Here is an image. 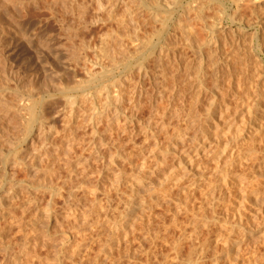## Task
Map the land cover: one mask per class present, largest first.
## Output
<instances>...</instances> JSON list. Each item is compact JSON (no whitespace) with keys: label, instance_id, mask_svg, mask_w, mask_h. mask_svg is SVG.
Returning a JSON list of instances; mask_svg holds the SVG:
<instances>
[{"label":"bare ground","instance_id":"bare-ground-1","mask_svg":"<svg viewBox=\"0 0 264 264\" xmlns=\"http://www.w3.org/2000/svg\"><path fill=\"white\" fill-rule=\"evenodd\" d=\"M225 1L230 2V3H232V5L236 6V9L234 8L235 9L234 12L233 13L231 12L232 14H229L230 10L226 7ZM39 3L43 4L45 10L48 12V14H50V17H52L54 19L60 18V20L57 19V21H55V22H58V20L60 21V23L62 22L61 24H63L65 22L64 23V25L66 26L65 29L68 30L69 33L72 32V34L74 33V31L76 32L80 28H83V27L87 28L90 25H93L94 23H97V22L103 23V24H106L108 22H111V23L113 22L114 26L116 27V28H114V26H113V28L115 30L112 28L111 32L109 30L110 33L108 32V33L102 35L99 39L101 45L104 46V49H102V53L104 55H106L108 61L105 62V61L101 60L99 58L98 54L83 39L79 44L71 43L68 46V48L65 47L66 51H62L61 52L62 55L60 54L61 61H59L60 60L59 57H58L59 60L57 58H55V60H58V65H61L64 68L63 70H65L66 72H68V71L72 72L73 71V73L75 74V72H74V70L76 69L75 67L79 66L82 68L83 78H81L80 80H74L75 83H73V86H71V87L69 85L57 86V85L53 84V82L56 81V79L61 80L62 77L64 76V75L62 76V72H61L62 67L61 68L59 67L60 72L58 70H57V72H51V73H54V75L51 74L53 77L50 76V74H48L50 76V78L47 76L48 77V83H46L45 85L43 84V85H40L39 87L34 86V87L29 88V87H24V86H21V85L15 83L13 86H11L10 81H9V76L12 75V68L9 69V67L7 66V62L9 61V59H8L9 55H12V53L14 54L17 51L24 52L23 62L25 64H28L29 67L32 66L34 63L35 64L37 63V61L35 60V56H33L36 53L34 51H38L39 49H42L43 51H46V54L43 53L45 56L47 55L49 57V55H50V53L48 54V52L46 50V49H48V44H49L48 41H46L47 43H45V41L41 40V37H42V36H40L41 33L39 31H37V29H36V26H38L37 24L40 25V22L37 23L36 25H30V22L28 21L29 19H31L30 17L33 16L30 14L32 12L31 8L35 10V8H37V6L40 5ZM201 3H200V1L198 2V0H188L187 2H183V0H105V2H103V0H0V163H2V164H0V222L1 221H7L8 222L7 225L10 227L21 225L20 223H22V220L20 218H16L14 216L13 210L16 209V205L14 206L15 200L17 199V197H19L21 195L22 192L24 193V190L28 191L30 193L32 192V195L35 193V192L33 193L32 190H35V191L39 190L41 192L49 190V193H50L49 194L50 199H49V201H47L48 203L45 205V207L41 210L42 213L40 215L36 214L37 213L36 210L38 208L40 209V206L35 207V208H37L35 210L36 213L34 212V214H36V215H34L35 218H33L31 220V222H29L28 231L24 233L22 242L17 243L16 241H14V242L7 241V242L3 243L2 245H0V253H3L7 264H18L20 262V260L22 258H25V257L30 258L33 262V260H36L37 257H40L39 254L42 252L41 250H40L41 252L39 251L38 246L40 248L45 249L47 251V255H48V253H50L52 255L51 260H45L42 264H63L65 259L74 260L73 258L76 257V255L80 254V252L83 251L84 249H86L87 250L86 253H88V250L90 249L91 243L89 244V242H88V244L86 245V243H85L86 242L85 241L86 240V233L91 231V229H93V227H92L93 223L92 224H90V223H91V220L96 219L95 217H97L98 219L100 218L99 221L101 223H99V221H98L97 224H105L107 226V231H106L107 235H106L105 239L101 240V241H103L102 242L103 245L101 247V254L104 253L105 255H108L106 253L107 250H112L114 248V245L119 246L120 244L124 243V246H125V244H127V246H128V249L126 250V253H124V254L126 255V257L128 256L129 258H132V257H134V255L132 252L133 249H131V248L133 246L132 244L134 243L133 242L134 240H137V246H136L137 249L136 250H140L142 252H143V250H145L146 243L149 244V247L146 246L147 247V254H148L149 253L148 250H152L151 249L152 245L155 244L157 240L159 241L160 237H162L163 239L166 240V238H164L165 236L163 237L161 235L163 230L169 231L167 228H169L170 226H173V227L175 226L174 228H176L179 225H181V226H182V224L185 225L186 223H183L184 221H182V220L180 221V219H178L180 214L182 215V213L185 214L186 212L187 213L189 211L193 212V210L199 209L198 207L196 209H194L193 206H195L196 203L198 205L201 203V206H199V207L203 206V207H205L204 208L205 210L210 209V212L207 213V211H206L205 213H203L204 216L202 218H200V216H202V214H200L201 212L199 213L198 210H196L198 212V215L200 214V216H198L199 218H197V216H196L197 212L195 213L196 215H194V219L197 218L196 224H193L194 220L193 221L189 220L190 222H187V224L192 222L194 229H192L191 226L188 228H185L186 230L189 228L194 230L193 232H192V230L191 231L187 230V231H188V234H189V231L191 232L190 234H192V235H190V237L188 235L190 240H191V237L195 238V242H194V244H195L198 241L197 240L198 235L200 234V232L202 230L204 232V230L208 227L211 229V227H210L211 225H214L216 223L218 224L220 218L219 219L217 218L219 215L216 217V215H217L216 212H218V209H217L218 205H221L218 203L219 201H217L219 199V196L222 197L221 195H223L224 193L226 194L227 192H229V194H231L232 193V191H230L231 188L234 186L235 187L239 186L238 191L241 190V193H242L241 196L243 197V200L245 201L246 198H248L246 196L251 191L250 192L246 191L247 188L249 187L248 189H250L251 183H253V182L255 183V181L258 182V179L255 177L257 179L256 180L253 177L249 176V173L247 172L248 176L253 179V181L249 180L250 186L248 185V187H247L248 183L245 185L246 181H244V180L248 176L245 175V173H246L245 171H244V173L241 172L244 174L243 177H245L244 180L241 179L242 181L238 180V178H236L238 176H236V177L234 176V174L236 172H238L239 170H241L243 167L241 169L239 168V170L237 169V171L234 170L233 168L235 165H237L238 167H241V166H244V164L248 165V168H249L250 164H248V163L249 162L251 163V161L254 162V160H257V159L260 161V164H259L260 167H261V165L264 166V149L262 150V148L261 149L257 148V145L259 143L260 144L258 146L261 147V143H262L261 141L264 140V137L263 138L261 137L264 135L261 133L262 127L264 124V107L262 108L261 104L264 100L259 101V100H261V98H260L258 100V102L252 103L251 106H250V103H248V105L245 107V109L243 111H245L244 112L245 114L248 113L247 116H249V117L247 119V117L245 118L242 114L241 120H240V121H242L241 122L242 126H240V125L238 126V124L236 123L237 124V128H236V124H234V123L231 124L230 127H233V126L235 127L233 129L234 130L236 129L235 131H236V134H238L237 136H239V133L244 134V137L242 138L243 139L242 143H238L239 141L236 142L237 141L236 139L238 137L233 136V135L231 137H233L234 139L228 138V139L223 141L221 138V135L215 133L216 131L214 132L215 135H211L210 134L211 128H209V129H204V128L205 127L206 128L211 127L212 125L215 124L213 121L216 118L214 116L216 114V110L218 111V109H219L220 113H218V114L220 117L222 116V114H225V112L228 113V111L231 110L230 109V103L231 102L229 103V101L226 100V97H227V95L231 94L232 89H235V88H232V87H234L232 85L236 79V74H234L235 72L233 73L234 67L232 68V65H231L233 63V62H231V56L228 54V52H225L223 50L224 43H222V41H220L218 38V34L220 32L223 33L225 31V28L221 29L222 25L219 26L220 20L222 19V17L224 15L229 14L228 16H231L234 21H237L239 23L245 22L246 21L245 19H247V18L246 17L244 18L245 15L244 16L241 15L240 11L242 9H245V10L250 9L254 13V16L256 18V20H255L256 23H259L260 26H262L263 30H264V0H224V1L222 0V1H220L221 6L219 7V9L217 8L218 9L217 11H215V9H214L215 12H213V14L208 15L207 17L204 15V10L205 9H207V10L212 9L214 6H211V5L206 4V3H205L206 5H204ZM228 6H231V5H228ZM118 7L123 8V10L121 11L122 13L121 12L118 13V11H119ZM231 7H229V8H231ZM89 9L90 10L92 9L93 13H94V15L91 17L92 20L86 19V16H87ZM192 11L196 12V15H194L195 20L201 22L199 30H197V31H196V28L194 27V24L191 22V20H193V19H191L189 17V14L192 13ZM29 14L31 16H29ZM58 15H60V16L57 17ZM67 15L68 16L71 15V20L65 21L64 17H66ZM27 17L29 18L28 20H27ZM52 18H50V19H52ZM223 19H224V17H223ZM248 19H247V21H248ZM139 20H140V22H139ZM150 20L153 21L152 22L153 23L152 24L153 25L152 34L154 35V42L151 41V38H147V39L143 40V39H140V37H139V30H140V28H142V26H143L142 24L146 25L145 23L150 21ZM31 23H33V22L31 21ZM149 23H151V22H149ZM34 24H35V22H34ZM247 24H248V22H247ZM39 29L42 30V28H38V30ZM219 29H221V31L218 33ZM202 30L205 31L207 33V35L204 39H199L197 35H199V32ZM42 33H43V31H42ZM224 34H226V31ZM73 35H75V33ZM69 36L71 37V35H69ZM181 36H185L186 42L180 41L179 38ZM49 42H50V40H49ZM239 43H240V41H239L238 37H236L234 39V41L232 42L233 45L238 44V46H239ZM250 43L252 44V41ZM262 43H263V47H264V32L262 35ZM49 45H51V43ZM250 46L251 47H250L249 52L251 53V51L253 49V45H250ZM50 47H51V49L54 48L52 45ZM204 47H206L208 49V51L210 52L212 62H211V67L209 66L210 68L209 67L208 68H209L210 73H211L210 76L213 77V81L215 80L216 83L212 84L215 86H214V88H212L213 86L211 87L213 89V90L210 89V91H211L210 96L211 97L210 98L208 97L209 99L207 100V102L205 104L204 109L206 112L205 113L206 114V121L204 119V122H206V123L204 124L203 118H202L203 116H202L201 122H203V123H201L200 127H201V129L202 128L203 129L201 130L199 128L200 122H198L200 120H198L196 122V120L198 119L197 116H199V115H197L198 114V111H197L198 108L195 106L192 107V104H193V102H194V105L198 104L200 102V100H202L200 98H203V95L205 94L204 91L208 90V88L206 87L207 85H205V79H206L205 76L208 72L204 73V71L206 70L204 68H206L207 65L204 66L205 61L202 57V53H203L202 51H203ZM187 51L188 52L191 51V53H193V55H192L193 58L192 57L190 58L189 54H191V53L188 54ZM49 52H52V51H49ZM38 53H39V51H38ZM91 53L92 54L94 53L96 58L92 57ZM43 54H42V56H43ZM54 54H53V56L56 57ZM187 54L189 57L187 56ZM38 55L40 56V53ZM47 56H46V58H44V60L48 59V61H49V58H52L51 57L52 55L49 58ZM36 58H37V54H36ZM38 58H39L38 60L41 59L40 57H38ZM193 60H195V61L198 60V61H196L197 63L195 62V65L196 64L197 65L196 66L194 65L196 67V68H194V71L196 69L195 74L197 75L196 85H195L194 80H193L194 83L189 82L190 78L193 75L192 74L190 76V74H189V71L192 70L190 67L192 66V64H194V63H192ZM256 60L257 59L254 58L253 62H252V56L250 54H248L247 56L246 55L241 56V59H240L238 65L241 66L240 69L242 72L247 73L250 71L252 64H253L252 66H255V67L259 66V64L257 66L258 62L256 63L255 62ZM59 62H62V63L59 64ZM207 64H208V62H207ZM49 69H51V67ZM221 69L224 71H226V69L228 70V73L226 72L227 74H225V76L227 75L226 77H228L227 80H229V83H228L229 86H227V88L224 90V92L222 91V89H220V87L217 84V82H220V83L224 82V81H220V79H222L224 77V76L222 77V74L225 73V72L221 73L220 72ZM235 69H236V67H235ZM262 70L263 69H260V71H261L259 74L260 77H263ZM206 71H208V70H206ZM183 74L185 75V77ZM208 74H207V76H208ZM51 78H53V79H51ZM146 81L149 82L148 83L149 85L148 84L147 85L150 86V89H151L149 91L150 92L149 96L147 93L148 90H147V86H146ZM191 81H192V79H191ZM87 83H90L89 88H86ZM91 88H93V89L87 91V89H91ZM220 90L223 92V93L221 92L222 93L221 96L219 95L221 93H218V92H220ZM73 91H75V92H73ZM233 91L235 93V90H233ZM60 94L63 95V97H62L63 99L61 97L58 98V96H60ZM145 94L147 95V97H148L147 101L149 102V105H146V102H145V105L147 107H150L148 117L145 115L146 118L140 117V114H139V113H141V111L143 110V108L145 106L143 104L144 101L147 99V97H145V100H143L144 99L143 97L145 96ZM188 95H189V98L191 97L194 100L192 102V104H190V103L187 104L188 100H186V99L188 98ZM236 95H238V94H236ZM205 96L206 95H204V97ZM231 97L233 98L234 95ZM57 98L61 99V101H64V105H62V107H60L61 104L59 106L58 102L57 103H58L59 107H57V103H56ZM229 98H230V96H229ZM249 99H251V98L249 97L248 100ZM57 101H59V100H57ZM251 101H253V99H251ZM188 102H190V101H188ZM204 102H205V100H204ZM226 102H228V103H226ZM187 105H189V106H187ZM253 105H256V106H253ZM249 106H250V108H249ZM255 108H256V110H253ZM236 109L238 110L237 107H236ZM237 110H236V112H237ZM234 111H233V113H234ZM224 116H226V115H224ZM218 119H215V121ZM225 120H227V119H225ZM210 121H212V122H210ZM11 123L17 124L16 127L19 128L20 133L17 136H15L14 134L11 133V125H10ZM58 123H60V126L57 125ZM194 123H199V124H197V126L200 129V132L196 133V134L194 133L192 136L191 134H189L190 133L189 129L191 127L193 129ZM102 124L105 125L106 132H109V136L108 137L106 136L108 139H106L105 134L103 135V131H102V133H100V134H102L101 136L98 135L99 134V126L100 125L102 126ZM203 125H204V127H203ZM136 126H138L139 129H137L138 127H136ZM215 126L216 125H214V127ZM82 128H87L90 130V137H89L90 139L87 140V142H88L87 148H90L89 149L90 152L88 153L89 155H87V156L85 155V157L83 155H80L78 157L75 156L76 161L71 162V159L73 160V158H71L72 155H75V153H76L77 143L79 145H81L78 142V140H80L79 139L80 137L77 136V133H78L77 131L82 129ZM132 129H134V130L137 129V132L139 131L140 134H141V132H143L145 134L144 136L147 135L146 138H144V136L142 135L146 141H147V138H149V139L151 138V140L153 139V142L150 140L153 143V145H151V147L153 146V148L152 149L148 148L149 150L147 149L149 152H151L152 155H154V152H153L154 150L155 151L159 150V149L163 150L164 148L166 150L170 151V149L177 150L180 146L184 147V149L186 146H188V149H189V151H186V150H183L182 148H180L181 151L182 150L183 151L181 152L179 150L180 153H178V155H180V156L176 160V163H174L173 166H170V167L163 168L164 164L162 165L161 160H160V156H161L160 153L162 151H160V150H159L160 152L158 154L156 152L155 156H152L153 162H152V160L149 159L150 156L148 153H147L148 155H146L143 158V160H141L140 163H137L136 160H135L136 162L132 161V165H133L134 169L132 168L129 170H130V172H131V170L132 171L134 170V172H131L132 175L128 176L129 178L127 177V182H126L127 185H125V186H127L128 189L132 192V193L130 192L131 196H132L134 194L136 195V193L138 194V191L140 190L138 187H140L139 186L140 184L141 185L148 184L147 190H149L148 191L149 193H147V195H150V198L154 200V203L153 204L150 203L151 205H149V206L147 204H145L147 206L144 205L145 207H143L140 205L139 201L137 203L136 200H135L136 202H134L132 199H128V201L125 202V205L123 204L124 205L123 210L120 209L121 211L117 215H115L114 218H112V214L110 216V213L108 211H106L105 209H102V208H101L102 209L101 211H103V213L100 214L101 212L99 213L100 209L98 208L99 210L97 212L99 214L96 215L95 217H93L92 213H93L94 208L92 206L90 207L91 209H89V208L87 209L86 207H83L86 209H83V210H80L79 212H77L78 211L77 209H79L80 207L79 208L76 207V210H77L76 211L75 209L71 208V207L75 208L74 204H73L74 206L66 208V206H64L65 205V203H64L63 207H65L64 209H67V210L65 212V215L63 214L64 216L62 215V217H59V216H57V213H59V211L57 212V209L55 210V208H56L55 204H57L55 202L58 200L56 197H60L59 198L60 200L63 199L62 197H64V195L61 196L63 188H64L63 182H65L64 180H66L68 178H66V177H65L66 179L63 178L64 180H63V182H61L62 186L59 182H58L59 185H57V182H55L56 183V186H55V185H52L51 182H50V184L49 183L45 184V181L47 180L48 176H46L47 178L44 176L46 179L44 178L45 181L43 184H41L39 182L40 180L35 181L31 177H29V179H25V180H21V179L18 180V179H16V177H14L13 174L10 175V173H9L10 169L17 167L19 165H23L28 169L29 173L33 174V176L40 174V173L43 174L42 172H44V173L47 172L49 165L51 166V167L49 166L51 169L53 168V166L61 165L62 164L61 162H63L61 160H63V158H64L65 160L69 161L66 163L68 165V167L66 169L69 168L68 170H70L69 171L70 174H68L69 176H67V177H69V179H68V181H69L70 178L74 177V172H76V170L79 168H81V172L83 173V175L81 173L82 176H84L86 173H88L89 170L85 164L86 163L90 164L89 161L92 160L91 156H93V155H95V157L99 160V162H101L105 165V168L112 170V169H114L113 168L114 166L116 167V162H119V160L118 161L116 160L119 156L121 158H126L127 156L129 157V154L125 157H122L123 153L125 154V152H122L123 151L122 149H124V147H126V146L123 147V145H122L123 148L121 146H119V145H121V143L119 142L121 139L120 140H118V139L121 138V136L120 137H118V136L121 134L124 135V133L125 134L127 133V134H129V137H128L129 139L133 138V135L131 133H133L134 130L129 133V130H132ZM195 129H196V127H194L193 130L195 132H197L198 130L197 129L195 130ZM193 130H192V132H194ZM112 132H114L116 134V136L118 135L117 136L118 139L116 138V141L118 140L119 144L115 141V139H113L112 134L114 136H115V134ZM139 132H138V135H140ZM233 133H235V132H232V134ZM162 134H164L166 140H168V142H164L165 144H167V146L165 145L166 147H164V148H163V146L161 147V145H160L161 142L159 141V138H161V137H159V135L162 136ZM236 134H234V135H236ZM134 136H135V134H134ZM256 136H260V138H261V140L259 139L260 141L258 140L259 141L258 144L256 143V140L258 137L255 140ZM126 140H128V139H126ZM160 140L163 141L162 139H160ZM128 141H130V140H128ZM135 141H132V142H135ZM164 141H165V139H164ZM142 142H143L142 145H145L147 143L146 142L144 144V142H145L144 140ZM151 142H150V144H151ZM187 142H190V143L187 145ZM83 143L84 142H82V144ZM263 143H264V141H263ZM185 144H186V146H184ZM22 145H26L27 148H25L23 151H21L19 153L18 148H19V146H22ZM136 145H137V143H136ZM142 145H141V147H143ZM147 145L149 147V142ZM130 146H131V144H130ZM171 146H173V148ZM80 147H84V145L80 146ZM141 147H139V148L142 149ZM146 148H144V149H146ZM263 148H264V146H263ZM83 149L85 150V148H83ZM82 151L83 150H81V152ZM131 151H129V152H131ZM80 154H82V153H80ZM76 155H77V153H76ZM141 155H143V154H141ZM141 155H138V156H141ZM144 155H145V153H144ZM175 156H176V154H175ZM134 159H136V158L134 157ZM161 159H163V158H161ZM9 160H12V162H10ZM131 160H132V158H131ZM131 160L127 159V162L128 161L130 162ZM148 160H150L153 164L148 165V163H150V161H148ZM122 161H124V160H122ZM138 161H139V159H138ZM257 161H256V163H257ZM42 163L47 166L46 167L44 165L46 167V169L42 167L43 166ZM251 164L253 165L254 163H251ZM40 165H42V166L40 167ZM63 165H61L59 167L56 166V167L60 168ZM161 165H162V168L160 167ZM64 166H66V165H64ZM89 166H91V165H89ZM159 167H160V169H159ZM120 168H121V166H120ZM124 168L122 166L121 169H124ZM244 168H246V167L244 166ZM250 168H251V165H250ZM117 169H118L117 171L115 170L116 172L113 171L114 176L112 175V173H111V175L109 173V175L111 177H113L109 187H113L114 189L118 188V186L120 187V185H119L120 180L123 177L122 172L124 174V171H126V169H124V171H122L121 169H119V167ZM260 169H261V171L263 170L262 168H260ZM260 169L257 170L259 174L261 173ZM207 170H210L213 172L214 176L213 175L212 176L214 179L211 180V178H212L211 177L210 180H207V182H206L207 184L204 185V193H202V191H201V193L203 194V196H202L203 199L198 198L197 200L200 199V201L197 202L196 201L197 197H195L197 195L195 194V192H198V191H196V188L200 187L199 186L200 183H202L201 184L202 187H200V188H203L202 180H204L205 178L208 179L207 177H209L208 174L210 171L207 172L208 173L207 174L206 173ZM244 170H247V169H244ZM49 171H50V169H49ZM108 172H111V171L108 170ZM90 173H89V175H90ZM125 173L127 174V172H125ZM154 174H156L157 176L155 177ZM50 175L52 176L53 174L51 173ZM98 175H99V173H98ZM100 175H101V172H100ZM250 175H252V174L250 173ZM253 175H255V174L253 173ZM1 176L3 177V180L6 179L7 183L9 182V184H8L9 186L6 184H5V186L1 185V179H2ZM51 176H49L48 180L50 179ZM106 176H108V175H106ZM152 176L155 178H153ZM240 176L242 178V174ZM257 176L264 178V175L261 176V175L257 174ZM103 178H105V176H103ZM247 179H249V178H247ZM124 180H125V178H124ZM187 180H188V183L189 182H191V183L189 185H186V186L182 185V187H181L180 185L184 181L187 182ZM262 180H261V182L264 183V181H262ZM51 181L53 182V180H51ZM71 181H73V180H70L69 182H71ZM83 181H84V179H83ZM83 181L82 182L79 181L81 183L76 184L75 187L77 188V190H78V188L84 189L85 187H87L86 188V190H87V189H89L88 186L89 187L91 186L88 184H87V186H85L86 183L85 182L83 183ZM147 181H149V182H147ZM186 182H184V184ZM259 182H258V187L256 186V188H258V189H259V184H260ZM240 183H244V184L241 185ZM65 184H66V182H65ZM121 184H122V182H121ZM67 186H65V187H67ZM70 186H71V183H70ZM70 186H68L69 187L68 189H70V190L67 189L68 192H66L67 196L64 197L66 204H68V205L70 204L69 201L72 199L71 196H75V195H73V192L75 194V191L73 190V192H72V187L74 185H72L71 188H70ZM253 186L254 187H252V189H253V192H255L254 191L255 184ZM96 187L91 186L92 192L90 195L92 197H94L97 194V193L94 194V196L92 195V193L97 191V189H95ZM174 187L175 188L181 187L180 189L178 188L179 191L177 193L175 192L176 195L179 192H181V194L179 193L180 195L178 194L179 196L177 195V197L171 196L173 194V191L171 194V190ZM100 188L102 189V187H100ZM83 189H82V191H83ZM258 189H255V190H257V192H258ZM93 190H96V191H93ZM173 190H176V189H173ZM87 191L90 192L89 190H87ZM87 191H85V192L87 193ZM235 191L236 190L234 189L233 192H235ZM105 192H106V190H105ZM108 192H111V191H108ZM247 192H249V193H247ZM253 192H251V193H253ZM238 193H240V192H238ZM28 194L29 193H26L25 198H27ZM37 194H36V198H37ZM40 194L42 195V193H40ZM40 194H38V195H40ZM33 196H31V197H33ZM42 196H46V195H42ZM126 196H127V194H126ZM253 196H254V194H253ZM20 197H24V195L23 196L21 195ZM242 197H241V199H242ZM25 198H22L21 200H23ZM34 198H35V196H34ZM55 198L57 199L56 201H55ZM97 198L98 197H96L95 199L97 200ZM29 199H30V197H29ZM31 199H33V198H31ZM41 199H43V198H41ZM249 199H250V197H249ZM221 200H223V199H220V201ZM243 200H242V202H243ZM261 200H263V202H264V196H263V199H261ZM27 201H29V200L27 199ZM119 201H120V199H119ZM164 201L166 203H168V206L167 205H166L167 207L165 206L164 212H157L155 210L154 206L160 208V206L164 205L163 204ZM250 201H252V200L250 199ZM34 202H35L34 200L31 201L30 202L31 205H30V203H29V205L32 206V203H34ZM58 202H60V201L58 200ZM62 202H64V201H62ZM71 202L74 203L75 201L73 202L71 200ZM93 202H90V204L92 205ZM105 202L107 203V201H105ZM221 202H224V201H221ZM234 202H235V200H234ZM255 202H252V203L257 204V206H258L257 201H255ZM15 203H17V202H15ZM18 203H17V205L19 206L20 203L19 204ZM24 203L26 205V202H24ZM76 203H77V201H76ZM240 203H241V201H240ZM39 204H41V203H39ZM90 204H89V206H90ZM25 205H23V204L21 205L23 212L27 211L28 204H27V206H25ZM244 205H245V203H244ZM89 206H87V207H89ZM243 206H242V204H239V203H238V206H236V204H235V206L234 205L231 206V208H232V210L230 209L231 212L228 211V213H227V211H226V215H225L224 219L222 221L220 220V223H219L220 225H217V227L219 226L223 230L225 228L226 231L231 229V230H229L230 234H231L232 230H234V232H235V230L238 231L239 229L237 230V227L238 228L241 227L240 228V229H242L241 231H244L243 227L245 228L247 225L244 226L243 224L245 222L243 221V223H242V220L245 218V216H244L245 214L246 215H249V214L244 213V210L246 209L248 211V208H246V205H245V208H243ZM162 207H164V206H162ZM261 207H262V209L264 208L263 206H261ZM28 208H29V206H28ZM191 208H192V210H190ZM225 208L226 207L224 206V209ZM80 209H82V208H80ZM138 209H140V211H138ZM204 209H201V211L204 212L203 211ZM221 209L223 210L222 207H221ZM227 209H228V205H227ZM259 209H257V210L253 209V210L258 212ZM136 211L138 213H136ZM167 211L171 212L169 214V217L171 219L169 225H168L167 221L165 224V221L163 219L165 217V214L168 213ZM38 212H40V211L38 210ZM62 212H63V209H62ZM94 212H96V211H94ZM113 212H114V210H113ZM192 212L190 214H192ZM211 212H212V215H209ZM249 213H251V212H249ZM207 214H208V216H206ZM192 215H191V218H192ZM166 216H168V215H166ZM195 216H196V218H195ZM249 216H251V214ZM255 216L257 217V215H255ZM42 219H45V223L48 227L51 225H52V227L54 226L53 228H55V231H56L57 235L59 236L58 239L56 237V239H57L56 244L54 242V245H52V244H50L52 241L50 243L44 241L47 238L46 236H45L46 238L44 237V239H42L43 241L40 239L41 242H44V243H40L39 240L37 239V229H36L37 227H36V225H37L38 220H42ZM98 219H96V220H98ZM165 219H167V218L165 217ZM178 220L182 224L177 222ZM247 221L248 220H246V222ZM227 223H229V224L226 225ZM260 223H258V225ZM94 224H93V226H94ZM177 224H179V225H177ZM263 224H264V221H263ZM48 227L46 228V231L48 230ZM182 227L184 228V226H182ZM3 228H4V226L1 227V225H0V240L1 241H3V239H4L3 238L4 236L3 235H2L3 237L1 236V234H3ZM178 228L180 229L181 227H178ZM183 228H181V230L185 231V229H183ZM202 228H205V229H202ZM213 228H214V226H213ZM227 228H229V229H227ZM138 229H139V231H142L143 234H141V232H140V234L138 233V235H137L136 232L138 231ZM208 229H206V230H208ZM221 229H220V232L218 231L219 228L217 229V231L219 232V235H218V237L215 236L217 238V239H214L215 245H213L214 241H211L212 239L208 236L209 240L212 242L211 243L212 245H209L210 242L207 239L208 241L203 242V244L201 243V245L199 247V244H200L199 242L201 239L198 238L199 239L198 247L200 249L199 252H201L202 255H204L203 253L207 252V250H206L207 245H208V248H209V246H212V248H213V246L215 247L217 244H220V243L221 244L223 243V245L226 244L225 241L227 239L223 237V234L221 233ZM246 229H247V227H246ZM176 230H178V229L176 228ZM184 231H182V232L184 233ZM50 232H51V230H50ZM163 232H165L164 234H166V231H163ZM179 232H180V235L182 236L181 231H179ZM239 232H240V230H239ZM89 233H92V232H89ZM207 233H212V232L211 231L209 232V230H208ZM224 233L225 234L227 233V235L229 237H231L233 234L232 233L230 236L228 234V232L224 231ZM100 234L102 235V233H100ZM90 235H92V234H90ZM185 235H186V233H185ZM227 235L225 237H227ZM233 236H232V238H233ZM240 236H243V234ZM185 237H187V236H185ZM199 237H201V236L199 235ZM235 237H237V236H235ZM243 237H246V235ZM206 238L204 240H206ZM240 238H242V237H240ZM168 239H170V238H168ZM231 239H229L227 241L230 242ZM172 240L170 241V243H168L169 240L166 241L165 243H166V245L168 244L169 247L171 248L170 250L174 252V256H172L173 253L171 252L172 253L171 254V256H172L171 260H173V262L178 260V263L179 262L182 263V262L187 261L188 264H204V262H203L204 260L202 261V259L204 257L201 254H200V256H202L203 258H199L197 256L198 258L196 257L197 259H194L195 256L193 255V258H192V256L190 255V257L188 256L187 260L184 259L182 256L183 254L181 255V251H180V244L184 240H181L179 238V240L177 239L179 242L178 241L176 242V240L175 241L173 240L174 243L172 242ZM186 240H187V238H186ZM204 240H201V241H204ZM234 240H237V239L234 238ZM234 240L232 242H234ZM193 241L191 240V242H193ZM216 242H217V244H216ZM186 243H189V242H186ZM170 244H171V246H170ZM194 244H192V245H194ZM184 245H186V244H184ZM223 245L221 247H224ZM236 245L238 246V244H236ZM157 246L158 245H156V248H157ZM226 246H228V245H226ZM165 248H166V246H165ZM237 248H240V247L238 246ZM237 248H236V250H237ZM241 248H242V246H241ZM162 249H163V247H162ZM213 249H211V250H213ZM230 249H232V248H230ZM153 250H155V249L153 248ZM124 251H125V249H124ZM192 251H190V252H192ZM228 251L229 252L231 251V253H234V252H232L233 250H228ZM239 251H240V249H239ZM83 253H84V251H83ZM222 253H223V251H222ZM227 253L228 252H226L225 256L229 257V256H227ZM109 254H111V252ZM143 254H145V253H143ZM168 254H170V253L166 254L167 257H168ZM193 254H195V253H193ZM236 254L231 255V256H233V257L238 256L237 251H236ZM24 255H26V256L23 257ZM215 255H218V254L215 253ZM221 255H223V254H221ZM164 256H165V254H164ZM135 257H136V255H135ZM167 257H164V258L167 260L168 259ZM222 257L216 256V258H219V259H216L215 257H213V258L216 260H220V258H222ZM117 258H119V257H117ZM229 258H228V260H229ZM3 260H4V258H3ZM3 260H1L0 263ZM106 260H108V259H106ZM146 260H148V259H146ZM154 260H155V258H154ZM212 261H213V259H212ZM173 262H171V263L173 264ZM217 262L218 261L214 260L211 264H216ZM242 264H244V263H242Z\"/></svg>","mask_w":264,"mask_h":264},{"label":"rangeland","instance_id":"rangeland-1","mask_svg":"<svg viewBox=\"0 0 264 264\" xmlns=\"http://www.w3.org/2000/svg\"><path fill=\"white\" fill-rule=\"evenodd\" d=\"M188 1V0H187ZM186 0H183V2H187ZM200 1V3L201 4H204V5H206V4H209V5H211V6H214L212 9H205L204 10V15L207 17L208 15H210V14H213V12H215V11H217L218 9H219V7L221 6L220 4L222 3H220V1H222V0H198V2ZM224 1V0H223ZM103 2H105V0H103ZM206 3V4H205ZM211 3V4H210ZM40 5H38L37 6V8H35V10L34 9H32L31 8V15H33L32 17H30L31 19H29L28 17H27V20L30 22V25H36L37 23H39L40 22V25L39 24H37L38 26H36V29H37V31H39L40 33V36H42L41 37V40H43V41H45V43H47L46 41H48V43L50 44L51 43V45L54 47V48H52L51 49V45H49L48 44V49H46L47 50V52H48V54L50 53V55H49V57L51 56L52 58H49L47 55V57L49 58V61H48V59H45L44 60V58H46V56L44 55V54H46V51H43L42 49H39L38 51H39V53H40V56L38 55L39 53H38V51H34V52H36L33 56H35V60L37 61V63L35 64H33L32 66H28V64H25L24 62H23V58H24V52H22V51H17V52H15L14 54L12 53V55H9V61L7 62V66L9 67V69H11L12 68V75H10L9 76V81H10V84H11V86H13L15 83L16 84H19V85H21V86H24V87H39L40 85H45L46 83H48V77L50 78V76H52V75H54V73H51V72H57V70L60 72V68L62 67L61 65H58V60L60 59V54L62 55V51H66V48H68V46L71 44V43H75V44H79L83 39L85 40V42L90 46V47H92V49L98 54V56H99V58L101 59V60H103V61H108L107 60V57H106V55H104L103 53H102V49H104V46L103 45H101V43H100V41H99V39H100V37L102 36V35H104V34H106V33H108L109 32V30H110V32H111V29L113 28V26H114V23L112 22H108V23H106V24H103V23H99V22H97V23H94L93 25H90L89 27H87V28H85V27H83V28H80L78 31H74V33H75V35H73L72 34V32H68V30H66L65 28H66V26L64 25V23L63 24H61L60 23V18H57V19H59L58 20V22H55V21H57V19H54V18H52V17H50V14H48V12L45 10V8H44V6H43V4H41V3H39ZM219 4V5H218ZM225 4H226V7L230 10V12H229V14H232L233 12H234V10L236 9V6L235 5H232V3H230V2H227V1H225ZM228 5H231V6H228ZM36 7V6H35ZM229 7H231V8H229ZM34 8V7H33ZM121 8V9H120ZM118 7V9H119V11H118V13H120L122 10H123V8L122 7ZM218 8V9H217ZM235 8V9H234ZM117 9V10H118ZM214 9H215V11H214ZM35 13H34V12ZM195 11H192V13H190L189 14V17L191 18V19H193V20H191V22L194 24V27L196 28V31L197 30H199V27H200V25H201V22L200 21H197V20H195V18H194V15H196V12L194 13ZM232 12V13H231ZM34 13V14H33ZM122 13V12H121ZM29 14V16H31ZM229 14H227V15H224L223 17H224V19H223V17H222V19L220 20V24H219V26H221V29L222 28H225V31H226V34H224L225 33V31L222 33V32H220L221 31V29H219V31H218V38H219V40L220 41H222V43H224V45H223V50L225 51V52H228V54L231 56V62H233L231 65H232V68H233V73L234 74H236V79H235V81L233 82V85L232 86H234V87H232V88H235V89H232V91H231V94L230 95H227V97H226V100H228L229 101V103H230V111H228V113H226L225 112V114H222V116L224 117H220L219 116V114L218 113H220L219 112V109H218V111L216 110V114L214 115L216 118L215 119H218V120H216L215 121V119H214V125H216L215 127H214V125H212L211 127H205L204 129H209V128H211L210 129V131H211V135H215V133L216 134H220L221 135V138H222V140L224 141V140H226V139H228V138H230V139H234L233 137H231L232 135L233 136H237L238 134H236V129L234 130L233 128H235L234 126L233 127H230L231 126V124H238V126L240 125V126H242V121H240L241 120V116H242V114H243V116L246 118L247 117V119H248V117L249 116H247L248 115V113H244L245 111H243L244 109H245V107L248 105V103H250V106H251V104L252 103H255V102H258V100L261 98V100H259V101H262V100H264V47H263V43H262V35H263V32H264V30H263V27L262 26H260V24L259 23H256V18H255V16H254V13L252 12V10H245V9H242L241 11H240V14L241 15H245L244 16V18L246 17L247 19H248V21H247V19H245L246 21L245 22H242V23H239V22H237V21H234L233 19H232V17L231 16H228ZM94 15V13H93V10L91 9H89V11H88V13H87V16H86V19L87 20H92V16ZM60 15H58L57 17H59ZM48 17V18H47ZM67 17V18H66ZM66 17H64V19H65V21H67V20H71V15L70 16H66ZM50 18H52V19H50ZM70 18V19H69ZM33 19V20H32ZM252 19V20H251ZM33 22V23H31V21ZM37 21V22H36ZM34 22H35V24H34ZM89 22V21H88ZM139 22H140V20H139ZM149 22H151V23H149ZM153 21H148V22H146L145 24L146 25H144V24H142L143 26H142V28H140V30H139V37H140V39H143V40H145V39H147V38H151V41L152 42H154V35L152 34V30H153V23H152ZM247 22H248V24H247ZM60 23V24H59ZM142 23V22H141ZM149 23V24H148ZM251 23V24H250ZM102 24V25H101ZM111 24V25H110ZM63 25V26H62ZM41 26V27H40ZM112 26V27H111ZM42 28V30H38V28ZM114 28H116L115 26H114ZM113 28V29H114ZM115 30V29H114ZM229 30V31H228ZM259 30V31H258ZM262 30V31H261ZM42 31H43V33H42ZM70 31V30H69ZM72 31V30H71ZM256 31V32H255ZM109 32V33H110ZM69 35H71V37L69 36ZM206 35H207V33L205 32V31H200L199 32V35H197L198 36V38L199 39H204L205 37H206ZM74 36V37H73ZM44 37V38H43ZM236 37H238V39H239V41H240V43H239V46H238V44H235V45H233L232 44V42L234 41V39L236 38ZM43 38V39H42ZM46 39V40H45ZM180 41L181 42H186L185 41V36H181L180 38ZM49 40H50V42H49ZM252 41V44L250 43ZM250 45H253V49H252V51H251V53L249 52V50H250ZM66 47V48H65ZM151 48V47H150ZM54 49V50H53ZM42 50V51H41ZM49 51H52V52H49ZM54 51V52H53ZM59 54H57V53ZM188 52V51H187ZM203 53H202V57H203V59H204V61H205V65L204 66H206V68H204V69H206V70H208V71H204V73H206V72H208L207 74H208V76H207V74H206V76H205V85H207L206 87L208 88V90L207 91H204V95H206L205 97H204V95H203V98H200V99H202V100H200V102L198 103V104H195L194 105V100L190 97L189 98V95H188V98L186 99V100H188V101H190V102H188L187 101V104L188 103H190V104H192V102H193V104H192V107L193 106H195V107H197L196 109H197V111H198V114L197 115H199V116H197V120H196V122L198 121V120H200V121H198V122H200V125H199V128L201 129V123H203L204 122V119H205V121H206V112H205V104H206V102H207V100L211 97L210 95V93H211V91H210V89L211 90H213L212 88H214V86L215 85H212L213 83H216L215 82V80L213 81V77L212 76H210V70H209V68L211 67V62H212V59H211V56H210V52L208 51V49L206 48V47H204V49H203V51H202ZM44 53V54H43ZM56 56V57H54L53 56V54ZM189 53H191V51H189L188 52V54ZM36 54H37V58H36ZM42 54H43V56H42ZM188 54H187V56H188ZM248 54H250L251 56H252V62H253V59L254 58H256L257 60L255 61L256 63H257V66H258V64H259V68L260 69H263L262 70V75H263V77H260V69L258 68V67H255V66H252L251 65V68H250V71L249 72H247V73H244V72H242L241 71V66L240 65H238V63H239V61H240V59H241V56H247ZM91 55H92V57H94V58H96V56L94 55V53L92 54L91 53ZM192 55H193V53H191V54H189V56H190V58L192 57ZM188 56V57H189ZM38 57H40L41 59L40 60H38L39 58ZM54 57V58H53ZM58 57H59V59H58ZM55 58H57L58 60H55ZM193 58V57H192ZM54 59V60H53ZM51 61V62H50ZM59 61H61V59L59 60ZM196 61H198V60H196ZM195 60H193V62L192 63H194V64H192V66L190 67L192 70H190L189 71V74H190V76L192 75V77L190 78V80H189V82L190 83H194V81H195V85H196V83H197V75L195 74L196 73V69H195V71H194V68H196L195 66L197 65H195V62H196ZM207 62H208V64H207ZM62 62H59V64H61ZM197 63V62H196ZM51 65V66H50ZM195 65V66H194ZM194 66V67H193ZM210 66V67H209ZM51 67V69H49ZM60 67V68H59ZM209 67V68H208ZM235 67H236V69H235ZM56 70H54V69ZM76 69L74 70V72H75V74L73 73V71L71 72H66L65 70H63L64 68L62 67L61 69L63 70H61V72H62V79L61 80H59V79H56V81H54L53 82V84L54 85H57V86H65V85H69L70 87L71 86H73V83H75L74 82V80H80L81 78H83V73H82V68L81 67H75ZM256 68V69H255ZM259 70H258V69ZM78 69V70H77ZM235 69V70H234ZM252 69V70H251ZM255 69V70H254ZM50 70V71H49ZM52 70V71H51ZM77 72V73H76ZM220 72L222 73V72H225V73H223L222 74V79H220V81H224V82H217V84H218V86L220 87V89H222V91L224 92V90L227 88V86H229V80H227V78L228 77H226L225 76V74H227L228 73V70L226 69V71H224V70H220ZM227 72V73H226ZM238 72V73H237ZM65 73V74H64ZM48 74H50V76L48 75ZM52 74V75H51ZM77 74V75H76ZM184 75V74H183ZM48 76V77H47ZM189 76V77H190ZM53 77V76H52ZM184 77H185V75H184ZM183 77V78H184ZM56 78V77H55ZM51 79H53V78H51ZM191 79H192V81H191ZM194 80V81H193ZM213 81V82H212ZM149 82L148 81H146V86H147V90H148V96H149V91L151 90L150 89V86H148L149 84H148ZM227 83V84H226ZM148 84V85H147ZM220 84V85H219ZM194 85V86H195ZM225 85V86H224ZM213 86V87H212ZM222 86V87H221ZM224 86V87H223ZM90 87V83H87L86 84V88H89ZM212 87V88H211ZM218 87V88H219ZM149 88V89H148ZM93 88H91V89H87V91H89V90H92ZM219 90V89H218ZM233 90H235V93H234V91ZM221 90H220V92H218V93H221L222 92ZM237 91V92H236ZM73 92H75V91H73ZM222 92V93H223ZM233 92V93H232ZM146 93V94H147ZM222 93L221 94H219L220 96L222 95ZM145 94V96L143 97L144 99L143 100H145V97H147V95ZM208 94V95H207ZM236 94H238V95H236ZM234 95V97L232 98L231 96H233ZM229 96H230V98H229ZM62 98L63 97V95L62 94H60V96H58V98ZM209 97V98H208ZM251 98V99H253V101H251V99H249L248 100V98ZM56 99V103L58 102L59 103V106H60V104H61V106L60 107H62V105H64V101H61V99ZM63 99V98H62ZM192 99V100H191ZM57 100H59V101H57ZM142 100V101H143ZM148 100V97H147V99L144 101V105H145V102H146V105H149V102L147 101ZM204 100H205V102H204ZM63 102V103H62ZM202 102V103H201ZM264 102V101H263ZM262 102V104H261V106H262V108L264 107V103ZM58 103H57V107H59L58 106ZM148 103V104H147ZM226 103H228V102H226ZM189 104V105H190ZM243 104V105H242ZM145 105V106H146ZM189 105H187V106H189ZM237 105V106H236ZM257 105V104H256ZM256 105H253V106H256ZM144 106V108H143V112L141 111V113L144 115H142L141 113H139L140 114V117H145L146 118V116L148 117V114H149V111H150V107H145ZM191 106V105H190ZM239 106V107H238ZM250 106H249V108H250ZM236 107L238 108V110L236 109ZM149 108V109H148ZM258 108V107H257ZM204 109V110H203ZM146 110V111H145ZM235 110V111H234ZM236 110H237V112H236ZM253 110H256V108L255 109H253ZM200 111V112H199ZM233 111H234V113H233ZM204 112V113H203ZM231 112V113H230ZM256 112V111H255ZM201 114V115H200ZM203 114V115H202ZM233 114V115H232ZM146 115V116H145ZM224 115H226V116H224ZM246 115V116H245ZM203 116V117H202ZM218 116V117H217ZM201 117L203 118V122H201ZM205 117V118H204ZM225 119H227V120H225ZM235 119V120H234ZM233 121V122H232ZM248 121V120H247ZM210 122H212V121H210ZM206 122H204V124H205ZM217 123V124H216ZM241 123V124H240ZM197 124H199V123H194L193 124V129H194V127H196V129L198 130L197 132H195L193 129H192V127L189 129L190 130V133L189 134H191L192 136H193V134L195 133H199L200 132V129L198 128V126H197ZM219 124V125H218ZM237 124H236V128H237ZM11 125V133L12 134H14L15 136H17L20 132H19V128L18 127H16V125L17 124H14V123H11L10 124ZM58 126H60V123H58L57 124ZM104 126V127H103ZM206 126V125H205ZM136 127H138V126H136ZM203 127H204V125H203ZM214 127V128H213ZM137 129H139V127L137 128ZM137 129L136 130H134V129H132V130H129V133L130 132H132L133 130L135 131H133V133H131L132 135H133V138H131V139H129L128 137H129V134H125L124 133V135L123 134H121V135H117L118 137H120L121 136V138H117V136H116V134L114 133V132H112V133H114L115 134V136L112 134V136H113V139H115V141H116V138L118 139V140H120L119 142L121 143V145H119V146H121L122 147V145H123V147L124 146H126V147H124V149H122L123 151L122 152H125V154L123 153V156L122 157H125V156H127L128 154H129V157L127 156L126 158H121L120 156L116 159L117 161L119 160V162H116V167L114 166L113 168L114 169H107V168H105V165L103 164V163H101V162H99V160L95 157V155H93V156H91L92 158V160H90L89 162H90V164L88 163H86L85 165H86V167H88V173H86L84 176H82L83 175V173L81 172V168H79V169H77L76 170V172H74V177H72V178H70V180H73V181H71V182H69L68 181V179H69V177H67V176H69L68 174H70L69 173V171L70 170H68V169H66L67 167H68V165L66 164L67 162H69V161H67V160H65L64 158H63V160H61V161H63V162H61L60 160V162L62 163L61 165H66V166H62V167H60V168H57V167H59V166H61V165H59V166H53V168L51 169L49 166H48V169H47V172L46 173H44V172H42L43 174H37V175H35V176H33V174L32 173H29L28 172V169L25 167V166H23V165H19V166H17V167H14V168H12V169H10L9 170V173H10V175L11 174H13L14 175V177H16V179H18V180H25V179H29V177H31L33 180H40L39 182L41 183V184H43L44 183V181H45V179L47 178L46 176H48V178H49V176H51L50 174L52 173L53 175L50 177V181L48 180V178H47V180L49 181H45V184H50V182L52 183V185H55L56 186V183L55 182H57V185H59L58 184V182L61 184V182H63V180L64 179H66V178H68V179H66V180H64L65 182H66V184H65V182H63V191H62V195L61 196H63L64 195V197H66L67 196V193L66 192H68L67 191V189L69 188L68 186H70V183H71V186H70V188L72 187V185H74L73 187H72V192H73V190L75 191V194H74V192H73V195H75V196H71V200L74 202V203H72L71 202V200L69 201V203L71 204H66V201H65V198L64 197H62L63 199H59L60 197H56L60 202H58V200L55 198V203H57V204H55V210L57 209V212L59 211V213H57V216H59V217H62V215L64 214L65 215V212H66V210L67 209H64L65 207H63V205H64V203H65V205L64 206H66V208H69V207H71V206H74L75 208H73V207H71L72 209H75L76 210V207L77 208H82V209H77L76 211L77 212H79L80 210H83V209H91L90 207L92 206L94 209H93V213H92V216L93 217H95L96 215H98L100 212V214H102L103 213V211H101L102 209H105L106 211H108L109 213H110V216H111V214H112V218H114L115 217V215H117L121 210H123V208H124V205H125V202H127L128 201V199H132L134 202H136L137 201V203H138V201H139V203H140V205L141 206H143V207H145V206H149V205H151L150 203H154V200L153 199H151L150 198V195H147V193H149L148 191L149 190H147L148 189V184H146V185H139L140 187H138L139 189V191H138V194L136 193V195L134 194V195H132L131 196V191L128 189V187L127 186H125V185H127V177L128 176H130V175H132L131 174V172H134V170L132 171L131 170V172H130V170L129 169H134V167H133V165H132V161L133 162H136L137 161V163H140L141 162V160H143V158L146 156V155H148L149 154V159L150 160H152L153 158H152V156H155V154H156V152H157V154L160 152V151H162L160 154H161V156H160V160H161V163H162V165L164 164V167L163 168H165V167H170V166H173V164L174 163H176V160L178 159V157L180 156V155H178V153H180L179 152V150L181 151V149L180 148H182L183 150H186V151H189V149H188V146H186V144L184 145V146H186L185 147V149H184V147H179L177 150H175V149H170V151L169 150H166L164 147H166L167 146V144H165L164 142H168V140H166V138H165V135L164 134H162V136H160L159 135V137H161V138H159V141L161 142L160 143V145H161V147L163 146V150L161 149H159V150H154L153 152H154V155H152L151 154V152H149L148 150L151 148H153V146L151 147V145H153V139L151 140V138L149 139V138H147V141L144 139V138H146V136H144L145 134L143 133V132H141V134H140V132H139V134L140 135H138V132H137ZM195 129V130H196ZM203 129V128H202ZM201 129V130H202ZM192 130L194 131V132H192ZM101 131V132H100ZM102 131H103V135L105 134V137L107 136H109V132H106V130H105V125L104 124H102V126L100 125L99 126V134L98 135H102V134H100V133H102ZM209 131V130H208ZM216 131V132H215ZM264 124H263V127H262V131H261V133L262 134H264ZM78 133H77V136H79L80 138V140H78V142L81 144V145H79L78 143H77V147H76V153H77V155H76V153H75V155H72V157L71 158H73V160L71 159V162H75L76 160V157H78V156H80V155H83L84 157H85V155L87 156V155H89L88 153L90 152L89 151V149L90 148H87V144H88V142H87V140L88 139H90L89 137H90V130L89 129H87V128H82V129H80V130H78L77 131ZM106 132V133H105ZM189 132V131H188ZM214 134H213V133ZM232 132H235V133H233L232 134ZM137 133V134H136ZM134 134H135V136H134ZM234 134H236V135H234ZM242 133H239V136H237L238 138L236 139L237 141L236 142H238V143H242V141H243V137H244V134H242ZM144 136V138H143V136ZM164 135V136H163ZM242 137H241V136ZM111 136V137H112ZM124 136V137H123ZM127 136V137H126ZM106 137V139H108ZM258 137V138H257ZM262 138L264 137V135L263 136H261ZM125 138V139H124ZM165 139V141H164V139ZM236 138V137H235ZM256 138H257V140H256ZM99 139V138H98ZM126 139H128V140H130V141H128V140H126ZM160 139H162L163 141H161ZM239 139V140H238ZM261 140V138H260V136H256L255 137V140H256V143L258 144V142ZM118 140L116 141L117 143H118ZM136 140V141H135ZM145 141L144 142V144L145 145H142L143 144V142L142 141ZM152 142H151V141ZM241 140V141H240ZM259 140V141H258ZM263 140V139H262ZM81 141V142H80ZM127 141V142H126ZM132 141H135L136 143H137V145H136V143L135 142H132ZM264 141V140H263ZM263 141H261L262 143H261V147H259L258 145L260 144H258L257 145V148L258 149H261L262 148V150L264 149L263 148ZM82 142H84L83 144H82ZM87 142V143H86ZM148 142H149V147H148ZM150 142H151V144H150ZM86 143V144H85ZM125 145H124V144ZM129 145H127V144ZM135 143V144H134ZM163 143V144H162ZM190 142H187V145L189 144ZM119 144V143H118ZM130 144H131V146H130ZM133 144V145H132ZM84 145V147H80V146H83ZM137 147H136V146ZM140 145V146H139ZM141 145L143 146V147H141ZM166 145V146H165ZM79 146V147H78ZM145 146V147H144ZM179 146V145H178ZM122 147V148H123ZM132 149H131V148ZM135 147V148H134ZM139 147H141L142 149H140ZM147 147V148H146ZM160 147V148H161ZM172 148H173V146H171ZM23 148V149H22ZM25 148H27V146L26 145H22V146H19V148H18V150H19V153L21 152V151H23ZM83 148H85V150L83 149ZM144 148H146V149H144ZM149 148V149H148ZM190 148V147H189ZM88 149V150H87ZM130 149V150H129ZM148 149V150H147ZM17 150V151H18ZM81 150H83L82 152H81ZM87 150V151H86ZM132 150V151H131ZM136 150V151H135ZM175 150V151H174ZM182 150V151H183ZM129 151H131V152H129ZM138 151V152H137ZM141 151V152H140ZM165 151V152H164ZM181 151V152H182ZM129 152V153H128ZM177 152V153H176ZM80 153H82V154H80ZM144 153H145V155H144ZM148 153V154H147ZM163 153V154H162ZM165 153V154H164ZM131 154V155H130ZM141 154H143V155H141ZM151 154V155H150ZM175 154H176V156H175ZM138 155H141V156H138ZM63 156V155H62ZM61 156V157H62ZM76 156V157H75ZM132 156V157H131ZM75 157V158H74ZM134 157L136 158V159H134ZM96 158V159H95ZM131 158H132V160H131ZM139 159V161H138V159ZM161 158H163V159H161ZM127 159L128 160H131L130 162L128 161L127 162ZM121 160V161H120ZM122 160H124V161H122ZM136 160V161H135ZM150 160H148V161H150ZM164 160V161H163ZM258 160V159H257ZM254 160V162H252L251 161V163H254L253 165L249 162L248 164H250L251 165V168H250V165H249V168H248V165H246V164H244V166L246 167V168H244V166H241V167H238L237 165H235L234 166V170H236L237 171V169L239 170V168L241 169L242 167L244 168V169H247V170H244L243 168L241 169V170H239L238 172H236L235 174H234V176L236 177V176H238V177H236V178H238V180H244V178L245 177H243L244 176V171L246 172L245 173V175H247L248 176V173H249V176H251V177H253L254 179H258V182L260 183L259 184V189L258 188H256V186L258 187V182L257 181H255V183L253 182V183H251V186L249 185V180H252L253 181V179L251 178V177H247V178H249V179H245L244 181H246V183H245V185L247 184V187H248V185L251 187L250 189H248L247 187V190L246 191H251V192H253V189H252V187H254L253 185L255 184V189H258V192H257V190H255L254 189V191L255 192H253V193H249V192H247V193H249L246 197H248V198H246V202L243 200V197L241 196V190L240 191H238V187L239 186H234V187H232L231 188V190L230 191H232V193L231 194H229V192H227L226 194L224 193L223 195H221L222 197H220L219 196V199L217 200V201H219L218 203L219 204H221V205H218V207H217V209H218V212H216L217 213V215H216V217L219 219V222H218V224L216 223V224H214V225H211L210 227H211V229L209 228H206V229H208L209 230V232L211 231L212 233H207L208 232V230H206L205 228H202V229H205L204 230V232H203V230L200 232V236L201 237H199V235H198V238L199 239H201V240H204L206 237V240H204V241H201L200 240V242H199V239L197 238V242L194 244V242H195V238H193V237H191V240L193 241V242H191V240H190V235H192V234H190L191 232V230L192 229H194V226H193V224H196V221H197V218H199L198 216H200V214H202V216H200V218H202L203 216H204V214L203 213H205L206 211H207V213H209L210 212V209L209 210H205L204 208L205 207H199V206H201V203L198 205L197 203H196V205L195 206H193L194 207V209H196L197 207L200 209H196V210H198V212L200 213L199 215H198V212L196 211V210H193V212H192V214H190L191 212L189 211L188 213L186 212L185 214L184 213H182V215L180 214V216L178 217V219H180V221L182 220V221H184L183 223H186L187 224V222H190L191 220L193 221V224H192V222L191 223H188L186 226L184 225V224H182V223H180V221L178 220L177 222H179L180 224H182V226H184V228L181 226V225H179V224H177V225H179V226H177L176 228L178 229V230H176V228H174L173 226H170L169 228H167L169 231H167V230H163V231H166V234H164L165 232H163L162 231V233H161V235L164 237V238H166V240L165 239H163L162 237H160V240L158 241H156V243L155 244H153L152 245V250H148L149 251V253L147 254V247H149V244H147L146 243V246H145V250H143V252L142 251H140V250H136L137 248H136V246H137V240H134L132 243V245L135 247H133L132 246V248L131 249H133L132 250V252H133V255H134V257H132V258H129L128 256L126 257V255L124 254V253H126V250L128 249V246H127V244H125V246H124V243L123 244H120L119 246L118 245H114V248L112 249V250H107V254L108 255H105L104 253H102L101 254V247H102V242L103 241H101V240H103V239H105V237H106V235H107V226L105 225V224H97L98 223V221L100 220V218L98 219L97 217H95L96 219H98V220H96V219H94V220H91V223L90 224H94V226H93V224H92V227H93V229H91V231H89V232H92V233H89V232H87L86 233V245L88 244V242H89V244H90V249L88 250V253H86L87 252V250L86 249H84L83 251H84V253H83V251H81L80 252V254H78V255H76V257H74L73 259L74 260H71V259H65L64 260V263L63 264H136L137 262V264H144L145 262V264H172L171 262H173V260H171L172 259V256H174V252L173 251H171L170 249V247H169V245L167 244L166 245V241H168L169 240V242L168 243H170V241L173 239L174 241L176 240V242L179 240V238L181 239V240H184V241H182L181 242V244H180V251H181V255L183 256V258L184 259H188V256L190 257V255L192 256V258H193V255L195 256V258L194 259H197L198 257L199 258H203L202 259V261L204 262V264L206 263V264H211L214 260L215 261H218L216 264H242V263H244V264H264V224H263V221H264V208L262 209V207L261 206H263L264 207V202H263V200H261V199H263V196H264V183H262L261 182V180L262 181H264V178L262 177H259V176H257V174L258 175H261V176H263L264 175V166L263 165H261V167H260V161L258 160ZM10 162H12V160H9ZM256 161H257V163H256ZM152 162H153V160H152ZM151 161H150V163H148V165H152L153 163H152ZM164 162V163H163ZM119 163V164H118ZM0 164H2V163H0ZM43 164V163H42ZM128 164V165H127ZM130 164V165H129ZM45 164H43V166L42 165H40V167L42 166L43 168H45L46 169V167L44 166ZM89 165H91V166H89ZM132 165V166H131ZM162 165L160 166L161 168H162ZM257 167H256V166ZM259 165V166H258ZM120 166H121V168H122V166H123V168L124 169H126V171H124V169H121L120 168ZM238 168H237V167ZM56 167V168H55ZM119 167V169H121L122 171H124V174H123V172H122V178H121V180H120V187L118 186V188H116V189H114L113 187H109L110 186V183H111V181H112V179H113V177H111L110 175H111V173H112V175L114 176V174H113V171L114 172H116ZM128 167V168H127ZM160 167H159V169H160ZM55 168V169H54ZM91 170H90V169ZM104 170H103V169ZM236 168V169H235ZM254 168V169H253ZM258 168V169H257ZM260 168H262L263 170V172L261 171V169ZM49 169H50V171H49ZM107 169V170H106ZM252 169V170H251ZM260 169V171H261V173L263 174H259L258 173V171L257 170H259ZM93 170V171H92ZM103 170V171H102ZM108 170L109 171H111V172H108ZM116 170V171H115ZM243 170V171H242ZM93 173H92V172ZM210 170H207L206 171V173L207 172H209ZM253 171V172H252ZM255 171V172H254ZM259 171V172H260ZM91 172V173H90ZM100 172H101V175H100ZM105 172V173H104ZM108 174H107V173ZM125 172H127V174L125 173ZM130 172V173H129ZM211 172V173H210ZM209 172V177H207L208 179H204V180H202V182H203V188H200V187H202V183H200L199 184V186L200 187H198V188H196V191H198V192H195V194L197 195V196H195V197H197L196 198V201L198 202V201H200V199L199 200H197L198 198H201V199H203V194L202 193H204V185L205 184H207L206 182H207V180H210V178H211V180L212 179H214L213 178V172L212 171H210ZM241 172H243V173H241ZM248 172V173H247ZM81 173H82V175H81ZM89 173H90V175H89ZM98 173H99V175H98ZM104 175H103V174ZM109 173H110V175H109ZM129 173V174H128ZM205 173V174H206ZM238 173V174H237ZM250 173L252 174V175H250ZM253 173L255 174V175H253ZM46 174V175H45ZM48 174V175H47ZM92 174V175H91ZM134 174V173H133ZM206 174V175H207ZM242 174V178H241V175ZM43 175V176H42ZM106 175H108V176H106ZM155 175V177L157 176L156 174H154ZM153 175V176H154ZM213 175V176H212ZM46 178H45V177ZM101 178H100V177ZM103 176H105V178H103ZM125 176V177H124ZM142 176V175H141ZM152 176V177H153ZM2 177V176H1ZM66 177V178H65ZM107 177V178H106ZM155 177H153V178H155ZM256 177V178H255ZM259 177V178H258ZM30 178V179H31ZM38 178V179H37ZM45 178V179H44ZM53 178V179H52ZM64 178V179H63ZM111 180H110V179ZM124 178H125V180H124ZM129 178V177H128ZM261 178V179H260ZM62 179V180H61ZM83 179H84V181H83ZM256 179V180H257ZM51 180H53V182L51 181ZM241 180V181H242ZM79 181H83V183L85 182L86 184H85V186H87V184L88 185H91V186H93V187H96L95 189H97V191L96 190H93V191H96V192H94V193H92V195L94 196V194H96L94 197H92L90 194H91V186L89 187L88 186V188L89 189H87V190H89L90 192H88L87 190H86V188L87 187H85L84 189L83 188H81V189H79L78 188V190H77V188L75 187L76 186V184H79V183H81V182H79ZM205 181V182H204ZM243 181V182H244ZM47 182V183H46ZM121 182H122V184H121ZM147 182H149V181H147ZM184 182H186V181H184ZM184 182L180 185L181 187H182V185H184V186H186V185H189L191 182H189L188 183V180H187V182L184 184ZM73 183V184H72ZM108 185H107V184ZM257 183V184H256ZM5 184L6 185H8L9 184V182L7 183V180L6 179H4L3 180V177H2V179H1V185H4L5 186ZM96 184V185H95ZM241 185H243L244 183H240ZM253 184V185H252ZM263 184V185H262ZM68 185V186H67ZM104 185V186H103ZM240 185V186H241ZM9 186V185H8ZM7 186V187H8ZM61 186H62V184H61ZM65 186H67V187H65ZM144 186V187H143ZM100 187H102V189L100 188ZM107 187V188H106ZM109 187V188H108ZM143 187V188H142ZM181 187H178L179 189L181 188ZM66 188V189H65ZM74 188V189H73ZM100 190H99V189ZM106 188V189H105ZM121 188V189H120ZM177 187L175 188H172V190H171V194H172V191H173V194L171 195V196H175V197H177V195L180 193L181 194V192H179L177 195H176V193L179 191V189H178ZM236 190L235 192H233L234 191V189ZM76 189V190H75ZM82 189H83V191H82ZM173 189H176V190H173ZM199 189V190H198ZM202 189V190H201ZM68 190H70V189H68ZM105 190H106V192H105ZM125 190V191H124ZM128 190V191H127ZM33 191V193L35 192L36 194L38 193V194H40V193H42V195H46V196H42L41 194L40 195H38L37 194V198H36V194L34 195L35 196V198H34V196L32 195V192L30 193V192H28V191H25L24 190V193L26 192V193H29L28 195H27V198H25V195H26V193L24 194L23 192L21 193V195L23 196L24 195V197H17V199L15 200V202H19L18 204H19V206L17 205V203H15L14 202V206L16 205V209H14L13 210V214H14V216L16 217V218H20L21 220H22V223H20L21 225L19 226H14V227H10V226H8L7 224H8V222L7 221H1L0 222V225H1V227L2 226H4V228H3V234H1V236L4 238L3 239V241H1L0 243V245H2L3 243H5V242H7V241H11V242H14V241H16L17 243H21L22 242V240H23V235H24V233L25 232H27L28 231V224H29V222H31V220L33 219V218H35L34 217V215H36V214H41L42 213V209L45 207V205L48 203L47 201H49V199H50V193H49V190H46V191H39V190H32ZM85 191H87V193L85 192ZM108 191H111V192H108ZM123 191V192H122ZM136 191V192H137ZM201 191H202V193H201ZM240 192V193H238V192ZM40 192V193H39ZM48 192V193H47ZM85 192V193H84ZM114 192V193H113ZM131 192V193H130ZM140 192V193H139ZM176 192V193H175ZM237 192V193H236ZM65 193V194H64ZM106 193V194H105ZM111 193V194H110ZM130 193V194H129ZM175 193V194H174ZM258 193V194H257ZM31 194V195H30ZM109 194V195H108ZM126 194H127V196H126ZM129 194V195H128ZM179 194V195H180ZM229 196H228V195ZM234 194V195H233ZM253 194H254V196H253ZM256 194V195H255ZM122 195V196H121ZM178 195V196H179ZM225 195V196H224ZM227 195V196H226ZM232 195V196H231ZM31 196H33V197H31ZM40 198H39V197ZM91 196V197H90ZM112 196V197H111ZM225 198H224V197ZM260 196V197H259ZM29 197H30V199L31 198H33V199H29ZM74 197V198H73ZM96 197H98L97 198V200L95 199ZM101 199H100V198ZM174 197V198H175ZM241 197H242V199H241ZM249 197H250V199L252 200V201H250V199H249ZM22 198H25V199H23V200H21ZM41 198H43V199H41ZM76 198V199H75ZM108 198V199H107ZM110 198V199H109ZM239 198V199H238ZM259 198V199H258ZM22 201H20V200ZM27 199L29 200V201H27ZM37 201H36V200ZM81 199V200H80ZM95 199V200H94ZM119 199H120V201H119ZM126 199V200H125ZM148 199V200H147ZM220 199H223V200H221V201H224V202H221L220 201ZM227 199V200H226ZM241 199V200H240ZM249 199V200H248ZM18 200V201H17ZM25 200V201H24ZM35 201L34 203H32V206H30L31 205V201ZM39 200V201H38ZM80 200V201H79ZM99 200V201H98ZM101 200V201H100ZM124 202H123V201ZM136 200V201H135ZM162 200V199H161ZM226 200V201H225ZM234 200H235V202H234ZM242 200H243V202L245 203V205H246V208H248V211L245 209L244 210V213H247V214H251V216H249V215H244L245 216V220L243 219L242 220V223H243V221L246 223H244L243 225L245 226V225H247L246 227H247V229H246V227L244 228L243 226V230L245 231H241L242 229H240V228H238L237 227V230L239 229L240 230V232H239V230L238 231H236L235 230V232H234V230H232V232H231V234H232V236H233V238H232V236H231V234H230V231L229 230H231V229H229V228H227V229H229L228 231H226L225 230V228H224V230L223 229H221L219 226L217 227V225H220L219 223H220V220L222 221L223 219H224V217H225V215H226V211H227V213H228V211L229 212H231L230 211V209L232 210V208H231V206H235V204H236V206H238V203L239 204H242V206L244 205V203L242 202ZM248 200V201H247ZM42 201V202H41ZM62 201H64V202H62ZM76 201H77V203H76ZM94 201V202H93ZM97 201V202H96ZM105 201H107V203L105 202ZM141 201V202H140ZM150 201V202H149ZM233 201V202H232ZM240 201H241V203H240ZM255 201H257V203H258V206H257V204H253L252 202H255ZM24 202H26V205H25V203ZM90 202H93L92 203V205L90 204ZM149 202V203H148ZM232 202V203H231ZM29 203H30V205H29ZM39 203H41V204H39ZM76 203V204H75ZM86 203V204H85ZM95 203V204H94ZM166 202L164 201L163 202V204L164 205H162V206H164V207H162V206H160V208H158V207H156V206H154V208H155V210L157 211V212H164V208H165V206L167 205L168 206V203H166ZM217 203V204H218ZM223 203V204H222ZM231 203V204H230ZM235 203V204H234ZM247 203V204H246ZM254 205H252V204ZM256 203V202H255ZM25 205V206H27V204H28V206H29V208H28V206H27V211H25V212H23V210H22V207H21V205ZM37 204V205H36ZM39 204V205H38ZM74 204V205H73ZM79 206H78V205ZM89 204H90V206H89ZM107 204V205H106ZM124 204V205H123ZM145 204H147V205H145ZM260 204V205H259ZM262 204V205H261ZM44 205V206H43ZM58 205V206H57ZM86 205V206H85ZM94 205V206H93ZM115 207H114V206ZM119 207H118V206ZM145 205V206H144ZM198 205V206H197ZM227 205H228V209H227ZM230 205V206H229ZM245 205L243 206V208H245ZM258 207H256V206ZM40 206V209L38 208H35V207H39ZM87 206H89V207H87ZM140 206V207H141ZM166 206V207H167ZM223 208V210L221 209V207ZM224 206L226 207L225 209H224ZM250 206V207H249ZM252 206V207H251ZM31 207V208H30ZM34 207V208H33ZM60 207V208H59ZM83 207H86V208H83ZM96 207V208H95ZM162 207V208H161ZM63 209V212H62V209ZM100 209V211H99V213L97 212L99 209ZM102 208V209H101ZM112 210H111V209ZM114 208V209H113ZM259 209L258 210V212L257 211H255V210H257V209ZM37 209V210H36ZM97 209V210H96ZM110 211H109V210ZM121 209V210H120ZM158 209V210H157ZM201 209H204L203 211L204 212H202L201 211ZM207 209V208H206ZM250 209V210H249ZM252 209V210H251ZM253 209H255V210H253ZM35 210L37 211V213L35 212ZM38 210L40 211V212H38ZM113 210H114V212H113ZM190 210H192V208L190 209ZM263 210V211H262ZM94 211H96V212H94ZM112 211V212H111ZM138 211H140V209H138ZM220 211V212H219ZM247 211V212H246ZM34 212L36 213V214H34ZM116 212V213H115ZM168 212V213H167ZM166 213L167 214H165V217L167 218V219H165V217L163 218L164 219V221H165V224H166V221L168 222V225H169V223H170V221H171V219H170V217H169V214L171 213V212H169V211H167ZM197 212V213H196ZM249 212H251V213H249ZM261 212V213H260ZM16 213V214H15ZM136 213H138L137 211H136ZM197 215H196V214ZM61 214V215H60ZM188 214V215H187ZM223 216H222V215ZM257 215V217L254 215ZM63 215V216H64ZM166 215H168V216H166ZM191 215H192V218H191ZM194 215H196L197 216V218H196V216H195V218L196 219H194ZM209 215H212V212L209 214ZM171 216V215H170ZM182 216V217H181ZM206 216H208V214L206 215ZM37 217V216H36ZM181 217V218H180ZM184 217V218H183ZM188 217V218H187ZM247 217V218H246ZM249 217V218H248ZM251 217V218H250ZM190 218V219H189ZM222 218V219H221ZM253 218V219H252ZM263 218V219H262ZM190 220V221H189ZM246 220H248L247 222H246ZM95 221V222H94ZM251 221V222H250ZM261 223H260V222ZM99 223H101L100 221H99ZM241 223V224H242ZM252 223V224H251ZM258 223H260L259 225H258ZM192 224V225H191ZM229 223H227L226 225H228ZM251 224V225H250ZM263 224V225H262ZM100 225V226H99ZM192 227V229L191 228H189V229H187V230H190L189 231V234H188V231L185 229V228H188V227ZM213 226H214V228H213ZM36 229H37V239L39 240V242L40 243H44V242H41V240L42 239H44V237L46 238L44 241H46V242H48V243H50L51 241V243L50 244H52V245H54V242H55V244L57 243L56 241H57V239H58V235H57V233H56V231H55V228H53L52 227V225L51 226H47L46 225V223H45V219H42V220H38V222H37V225H36ZM48 227V230L46 231V228ZM96 229H95V228ZM173 227V228H172ZM178 227H181V228H183V229H185V231L184 230H181V228L179 229ZM219 228V232H220V229H221V233L223 234V237L224 238H226L227 240H229V239H231L230 240V242L232 243H230L229 241H225V243L226 244H224L223 245V243L221 244H217V242H216V246L214 247L213 246V248H212V246H209V248H208V245H207V252H205V253H203L204 255H202L201 254V252H199L200 251V249H199V247H200V245H201V243L203 244V242H205V241H208L209 240V238H208V236L212 239L211 241H214L213 242V245H215V240L214 239H217L215 236H217L218 237V235H219V232L217 231V229ZM50 230H51V232H50ZM94 230V231H93ZM223 230V231H222ZM247 230V231H246ZM97 231V232H96ZM175 231V232H174ZM179 231H181V234H182V236L180 235V232ZM182 231H184V233L182 232ZM194 230H192V232H193ZM214 231V232H213ZM217 231V232H216ZM224 231L225 232H228V234L231 236V237H229L228 235H227V233L225 234L224 233ZM55 232V233H54ZM140 232H141V234H143V232L142 231H139V229H138V231L136 232V234L138 235V233L140 234ZM179 232V233H178ZM239 232V233H238ZM244 232V233H243ZM100 233H102V235L100 234ZM172 233V234H171ZM185 233H186V235H185ZM206 233V234H205ZM238 233V234H237ZM247 233V234H246ZM46 234V235H45ZM90 234H92V235H90ZM185 236H187V237H185ZM203 234V235H202ZM236 234V235H235ZM243 234V236H245L246 235V237H243V236H240V235H242ZM99 235V236H98ZM188 235H189V237H188ZM227 235V237H225ZM35 236V235H34ZM167 236V237H166ZM181 236V237H180ZM235 236H237V237H235ZM56 237H57V239H56ZM205 237V238H204ZM240 237H242V238H239ZM168 238H170V239H168ZM176 238V239H175ZM185 238V239H184ZM186 238H187V240H186ZM189 238V239H188ZM234 238L235 239H237V240H234ZM2 239V238H1ZM36 239V240H37ZM41 239V240H40ZM48 239V240H47ZM55 239V240H54ZM159 239V238H158ZM163 239V240H162ZM178 239V240H177ZM208 239V240H207ZM37 240V241H38ZM94 240V241H93ZM172 240V242L174 243V241ZM234 240V242H232ZM43 241V240H42ZM136 241V242H135ZM163 243H162V242ZM210 240H209V242H210V244L209 245H212ZM239 241V242H238ZM256 241V242H255ZM259 241V242H258ZM45 242V243H46ZM171 242V243H172ZM179 242V241H178ZM185 242V243H184ZM186 242H189V243H186ZM200 244H199V243ZM255 242V243H254ZM165 243V244H164ZM230 243V244H229ZM164 244V245H163ZM184 244H186V245H184ZM192 244H194V245H192ZM198 244H199V247H198ZM236 244H238V246L240 247V248H237L238 246L236 245ZM240 244V245H239ZM243 244V245H242ZM255 244V245H254ZM122 245V246H121ZM156 245H158L157 246V248H156ZM163 245V246H162ZM183 245V246H182ZM191 245V246H190ZM226 246V245H228V246H226L225 248L224 247H221V246ZM231 245V246H230ZM236 245V246H235ZM250 245V246H249ZM252 245V246H251ZM261 247H260V246ZM116 246V247H115ZM127 246V247H126ZM165 246H166V248H165ZM170 246H171V244H170ZM194 248H193V247ZM241 246H242V248H241ZM162 247H163V249H162ZM197 247V248H196ZM253 247V248H252ZM38 248H39V251L41 252L40 254H39V256L41 257H37V259L36 260H33V262H32V260L30 259V258H26L25 256L26 255H24L23 257H25V258H22L21 260H20V262L18 263V264H42L45 260H51L52 259V255L50 254V253H48V255H47V251L45 250V249H43V248H40L39 246H38ZM153 248L155 249V250H153ZM182 248V249H181ZM217 248V249H216ZM221 248V249H220ZM230 248H232V249H230ZM236 248H237V250H236ZM251 248V249H250ZM259 248V249H258ZM124 249H125V251H124ZM157 249V250H156ZM167 249V250H166ZM194 249V250H193ZM211 249H213V250H211ZM226 251H225V250ZM239 249H240V251H239ZM86 250V251H85ZM115 250V251H114ZM170 250V251H169ZM194 252H193V251ZM198 252H197V251ZM210 250V251H209ZM228 250H233L232 252H234L235 254H236V251H237V253H238V256H235V257H233V256H231V255H235L234 253H231V251L229 252ZM235 250V251H234ZM242 250V251H241ZM135 251V252H134ZM145 251V252H144ZM190 251H192V252H190ZM215 251V252H214ZM222 251H223V253H222ZM239 251V252H238ZM251 251V252H250ZM258 251V252H257ZM263 251V252H262ZM111 252V254H109ZM115 252V253H114ZM120 252V253H119ZM157 252V253H156ZM170 253V254H168V257H167V253ZM173 254H172V253ZM211 252V253H210ZM226 252H228L227 253V256H229V257H226L225 255H226ZM250 252V253H249ZM143 253H145V254H143ZM165 254V256H164V254ZM192 253V254H191ZM193 253H195V254H193ZM215 253H217L218 255H215ZM260 253V254H259ZM88 254V255H87ZM120 256H119V255ZM151 254V255H150ZM156 254V255H155ZM162 254V255H161ZM171 254H172V256H171ZM200 254L203 256H200ZM215 256H214V255ZM220 254V255H219ZM221 254H223V255H221ZM229 254V255H228ZM249 254V255H248ZM262 254V255H261ZM47 255V256H46ZM98 255V256H97ZM135 255H136V257H135ZM144 255V256H143ZM149 255V256H148ZM209 255V256H208ZM237 255V254H236ZM253 255V256H252ZM261 255V256H260ZM49 256V257H48ZM102 256V257H101ZM123 256V257H122ZM147 256V257H146ZM155 256V257H154ZM163 258H162V257ZM198 256V257H197ZM215 257L216 258V256H220V257H222V258H220V260H216V259H219V258H216V259H214L213 257ZM258 256V257H257ZM100 257V258H99ZM113 257V258H112ZM117 257H119V258H117ZM145 257V258H144ZM160 257V258H159ZM164 257H167L168 259L166 260ZM170 257V258H169ZM197 257V258H196ZM209 257V258H208ZM248 257V258H247ZM254 257V258H253ZM3 258H4V260H3ZM124 258V259H123ZM136 258V259H135ZM141 258V259H140ZM144 258V259H143ZM154 258H155V260H154ZM206 258V259H205ZM213 259V261H212V259ZM228 258H229V260H228ZM233 260H232V259ZM106 259H108V260H106ZM119 259V260H118ZM130 259V260H129ZM146 259H148V260H146ZM151 259V260H150ZM227 259V260H226ZM231 259V260H230ZM239 259V260H238ZM1 260H3L0 264H7V262H6V260H5V257H4V255H3V253H0V261ZM103 260V261H102ZM141 260V261H140ZM157 260V261H156ZM163 260V261H162ZM251 260V261H250ZM253 260V261H252ZM6 263H5V262ZM22 261V262H21ZM106 261V262H105ZM113 261V262H112ZM129 261V262H128ZM133 261V262H132ZM153 263H152V262ZM156 261V262H155ZM222 261V262H221ZM142 262V263H141ZM162 262V263H161ZM168 262V263H167ZM176 262V263H175ZM231 262V263H230ZM236 262V263H235ZM173 264H188L187 263V261L186 262H182V263H178V260H176V261H174L173 262Z\"/></svg>","mask_w":264,"mask_h":264}]
</instances>
